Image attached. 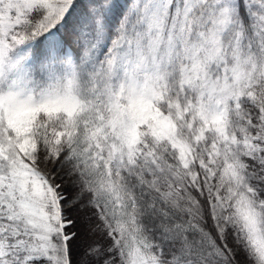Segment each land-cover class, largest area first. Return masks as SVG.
I'll return each mask as SVG.
<instances>
[{"label": "snow or ice", "instance_id": "obj_1", "mask_svg": "<svg viewBox=\"0 0 264 264\" xmlns=\"http://www.w3.org/2000/svg\"><path fill=\"white\" fill-rule=\"evenodd\" d=\"M0 264H264V0H0Z\"/></svg>", "mask_w": 264, "mask_h": 264}, {"label": "trees", "instance_id": "obj_2", "mask_svg": "<svg viewBox=\"0 0 264 264\" xmlns=\"http://www.w3.org/2000/svg\"><path fill=\"white\" fill-rule=\"evenodd\" d=\"M66 215L72 220L74 221L73 225H70L66 231H81L83 232V228H84V224H83V213H81L80 211H78L75 208L72 209H68L66 212Z\"/></svg>", "mask_w": 264, "mask_h": 264}]
</instances>
